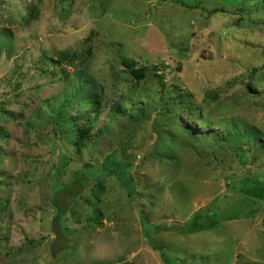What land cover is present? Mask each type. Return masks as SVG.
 <instances>
[{
    "label": "rangeland",
    "instance_id": "374dc122",
    "mask_svg": "<svg viewBox=\"0 0 264 264\" xmlns=\"http://www.w3.org/2000/svg\"><path fill=\"white\" fill-rule=\"evenodd\" d=\"M257 4L0 0V264H264V10ZM214 8L224 11L209 16ZM65 52L75 57L62 60ZM131 67L147 68L146 77L137 80ZM71 97L68 113L91 112L80 125L101 103L81 151L55 134L50 119ZM116 103L127 116L112 121ZM141 108L148 111L132 121ZM237 121L260 142L230 145L218 123L239 128ZM179 122L210 123V135L224 139L185 142ZM107 124L108 135L93 137ZM117 151L135 161L129 187L99 167ZM210 220L214 227L181 231Z\"/></svg>",
    "mask_w": 264,
    "mask_h": 264
},
{
    "label": "trees",
    "instance_id": "16d2710c",
    "mask_svg": "<svg viewBox=\"0 0 264 264\" xmlns=\"http://www.w3.org/2000/svg\"><path fill=\"white\" fill-rule=\"evenodd\" d=\"M260 5V8L264 10V1L263 0H258V4L257 6ZM259 8V6H258ZM246 10V8L242 7V11ZM224 10L222 8H214L210 13L209 16L218 13V12H223ZM243 22H246V26L247 27H252L254 26L251 22H249L248 19H244ZM75 56H73L72 54H70L69 52H65L63 53L62 56H60V58L62 60H72ZM146 72H147V68L143 67V68H134L131 67L130 68V73L137 79V80H143L146 77ZM262 76L264 77V74H262ZM262 82H264V79L261 80ZM264 86V84H263ZM78 94V91H76L72 96H75ZM177 97H180V100H183L184 96L181 95H177ZM188 97V96H187ZM77 97H71V98H67V99H62L60 100L57 104H56V108L54 110V112L52 113V116L50 117V119L53 122V129L56 135L60 134L62 139H68L69 141H72L74 143V145H76L78 151H81L80 148H82V146L84 145V141L86 140V138L94 131V127L96 122L99 120L100 114H101V103L98 101L94 102V118H91L88 122H86V124L84 125H80V122L82 120H85L86 118H90L89 116L91 115L89 111L86 112H81L78 113L77 115H72L71 112L68 113V109L69 107L72 105V103L74 101H76ZM162 100H160L161 102L164 101V98H161ZM112 111L113 113L109 115V120H116V118H124L127 116L126 113V109L120 105V104H115L112 107ZM147 108H141L139 110L138 113L134 114H130L131 120L132 121H138L141 118H143V115H145V113L147 112ZM182 129L186 132V138H185V142H189V141H194V142H200V143H204V141H206L207 144L209 145H217L218 143H220V141H222L224 139V136H222V138L217 139V137L215 135H210V127L211 124L207 123V122H200L199 127H197V129H192L186 125H184L182 122H179ZM219 124V128H222V125L225 126V130H226V135L227 138L228 136L230 138H232V143L230 145H234L239 143L240 145L243 144L244 146L250 144L252 142L253 139H257V136H254L252 134H249L248 131L250 130V127L248 126V124H246L245 122L242 121H237V124H241V126L239 128H236L234 126V124H230L229 122H222L218 123ZM217 124H214L213 127H216ZM211 127V128H213ZM206 130V132L201 133L200 131H198V129H204ZM111 132V127L107 124L104 125L93 137H102V136H106ZM237 134V135H236ZM253 138V139H252ZM241 141V142H240ZM259 139L258 141H253L252 143H259ZM263 146H261V150H264V142ZM122 157V151H117L114 152L110 155L107 156V158L104 160V162L102 163V165H100L99 167H104L107 168L108 171H112L115 172L117 177L119 178V180L121 181L122 185L125 187H129L130 185H132V181L127 178L126 173L128 172V169H130V167H132L135 163L134 160H129V159H121ZM66 161H68L67 158H64ZM68 166V164H66V167ZM59 167V166H58ZM65 167V168H66ZM65 168H60L62 170H65ZM98 175L94 172L93 174V179H95ZM79 182L84 184L85 186L89 185V179H87L86 177H79L77 178ZM60 185V184H59ZM82 193V191L80 192ZM56 197V195H55ZM59 210V209H58ZM218 217L221 216L220 212L218 210H216ZM213 214H211L210 216H212ZM97 217H100V215H97ZM205 217H209V216H205ZM224 218V216H221V218ZM222 218V220H224ZM56 220L57 221H61L62 220V214L59 212L56 216ZM218 220V219H217ZM216 221L210 220L209 223H205V224H200V223H192L190 226L182 228V232L184 233H194L200 229H204V228H208L213 226ZM212 223V224H211ZM214 227V226H213ZM150 241V245L151 247L158 251L161 252L162 248L161 246H159L155 241L151 240V238L148 240ZM162 253V252H161ZM162 256V254H161Z\"/></svg>",
    "mask_w": 264,
    "mask_h": 264
}]
</instances>
